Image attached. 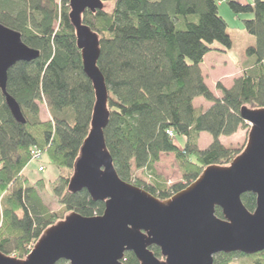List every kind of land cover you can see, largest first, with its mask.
I'll return each instance as SVG.
<instances>
[{"label": "trees", "instance_id": "16d2710c", "mask_svg": "<svg viewBox=\"0 0 264 264\" xmlns=\"http://www.w3.org/2000/svg\"><path fill=\"white\" fill-rule=\"evenodd\" d=\"M102 9L85 12L82 24L97 35V67L108 90L109 121L104 130L107 151L119 179L164 201L183 190L210 166H228L242 150L220 138L248 130L243 108H264V0L240 4L234 0H100ZM225 2L243 20L255 39L246 54L253 62L229 87L215 84V96L201 70L211 51L231 47L227 24L218 6ZM106 5L110 8L107 9ZM69 0H0V25L18 33L22 43L39 52L31 62L16 63L7 74L6 93L18 104L24 124L15 121L0 92V253L24 260L45 230L75 213L99 217L104 202L93 201L82 190L72 194L67 185L90 129L94 91L84 75L76 34L69 20ZM218 44L222 49H213ZM202 98L209 107L196 108ZM45 106L48 119H40ZM172 133L173 136H170ZM200 134L211 143L200 148ZM175 137L184 138L182 146ZM40 151L59 171L52 181L31 180L22 173L31 152ZM173 155L182 181L172 186L156 174L164 155ZM141 172L149 184L135 177ZM57 211L46 200L47 189ZM241 202L253 212L256 197ZM215 215L222 218L220 209ZM149 250L161 259L158 248ZM248 257L264 264V251L247 256L218 254L213 264H232ZM123 264H139L126 253ZM56 264H69L59 261Z\"/></svg>", "mask_w": 264, "mask_h": 264}, {"label": "water", "instance_id": "95a60500", "mask_svg": "<svg viewBox=\"0 0 264 264\" xmlns=\"http://www.w3.org/2000/svg\"><path fill=\"white\" fill-rule=\"evenodd\" d=\"M69 20L76 34L82 70L94 91L90 129L74 164L67 191L85 190L104 202L99 217L72 213L44 231L24 260L0 253V264H123L132 253L139 264H213L218 254L251 256L264 251V108L241 109L249 126L244 150L225 167L210 166L183 190L161 201L117 176L107 151L108 90L97 67L96 34L82 24L85 12L102 9L100 0H69ZM39 52L0 25V92L12 117L24 124L18 104L6 93L8 71L31 62ZM256 197L253 212L241 202ZM220 209L222 218L215 215ZM159 249L161 259L149 250Z\"/></svg>", "mask_w": 264, "mask_h": 264}, {"label": "rangeland", "instance_id": "374dc122", "mask_svg": "<svg viewBox=\"0 0 264 264\" xmlns=\"http://www.w3.org/2000/svg\"><path fill=\"white\" fill-rule=\"evenodd\" d=\"M240 4H252L253 0H234ZM107 9L110 8L109 5H106ZM219 15L227 24V34L231 40V47L226 52L211 51L204 57V64L202 66L203 74L206 75L207 84L214 89L215 84L220 82L224 85H227L235 78L240 75L242 69L246 68L253 62V58L249 57L246 54L248 47L255 45V39L249 36L244 28L242 21L250 19L252 15L248 14H239L235 15L230 10L229 6L225 2H221L218 6ZM213 49H222L220 45L214 44ZM215 95V94H214ZM194 107L199 108L203 106V109L209 107V104L204 101L202 98L196 99L193 102ZM40 118L42 120L48 119V112L46 111L45 106H41ZM248 130H239L234 136L226 138L223 137L221 142L233 149L244 150L247 142ZM203 137H206L211 142V137L207 134H203ZM175 143L182 146L184 144V138L175 137ZM202 141L199 145L200 148H205L207 146L203 145ZM241 151V152H242ZM241 154V153H240ZM43 165V172H38L37 168L39 163ZM26 169V170H25ZM22 173L31 180V183L36 180L45 181L47 180L48 174L50 171L54 173V176L59 175V171L53 166L49 165L46 157L42 155L41 161L31 160L29 166L25 168ZM156 174L162 178L163 181L167 183V186H172L178 184L182 181L181 174L178 169V165L175 162L173 155H164L161 157L160 162L155 166ZM52 173V174H53ZM135 177L139 180L144 181L149 184L147 177L143 176L141 172L135 173ZM46 182V181H45ZM47 189V197L49 207L51 211L59 210V206L55 202L52 193L49 188ZM30 252V250H29ZM29 254V253H28ZM15 258L14 256H10ZM252 261L248 257H236L232 264H250Z\"/></svg>", "mask_w": 264, "mask_h": 264}, {"label": "crops", "instance_id": "0c3cea01", "mask_svg": "<svg viewBox=\"0 0 264 264\" xmlns=\"http://www.w3.org/2000/svg\"><path fill=\"white\" fill-rule=\"evenodd\" d=\"M203 64H204V59H203V62H202V64H201V70H202V66H203ZM202 73H203V71H202ZM203 76H204V80H205V83H206V85H207V87L213 92V94H215V96H217V97H219L220 96V94L215 90V87H214V89H212L208 84H207V80H206V75H204L203 74ZM232 82L233 81H231L230 83H228L227 85H224L225 87H229L231 84H232ZM201 107H203V106H201ZM40 114H41V107H40ZM41 119V118H40ZM42 120V119H41ZM45 120H47V119H45ZM45 120H42V121H45ZM235 135V134H234ZM233 135V136H234ZM232 137V136H231ZM229 138V137H228ZM222 140V138H220V141ZM204 142V146H208L211 142L206 138V137H203V134H200L199 135V137H198V140H197V143H198V146L200 145V143L201 142ZM29 166V165H28ZM26 170V169H25ZM24 170V171H25ZM53 172L52 171H50V173L48 174V177H47V180H45L46 181V183H48V182H52L56 177L54 176V173H55V171H54V173L52 174ZM138 173V172H137Z\"/></svg>", "mask_w": 264, "mask_h": 264}, {"label": "built area", "instance_id": "2783aa9c", "mask_svg": "<svg viewBox=\"0 0 264 264\" xmlns=\"http://www.w3.org/2000/svg\"><path fill=\"white\" fill-rule=\"evenodd\" d=\"M170 136H173L172 133H169ZM41 156H42V153L40 151H37V150H34L31 152V158L33 161H40L41 159ZM43 167L40 166L38 167V172H43Z\"/></svg>", "mask_w": 264, "mask_h": 264}]
</instances>
